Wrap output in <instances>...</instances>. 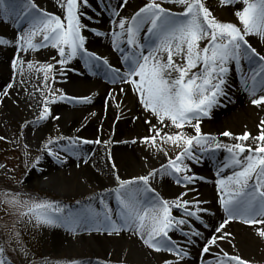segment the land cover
<instances>
[{
  "label": "snow or ice",
  "instance_id": "obj_1",
  "mask_svg": "<svg viewBox=\"0 0 264 264\" xmlns=\"http://www.w3.org/2000/svg\"><path fill=\"white\" fill-rule=\"evenodd\" d=\"M235 2L237 0H220L221 5ZM239 2L243 7L234 13L239 25L217 19L205 0H147L127 17L121 15L120 9L128 0H121L116 6L106 5L114 25L109 30L112 47L120 54V61L125 66L121 71L110 64L107 57L85 47L84 33L89 25L83 21L92 19L85 11L89 0H57L60 15L40 8L35 0H0V17L17 25L18 35L13 41L0 39V45H10L16 53L11 60L14 75L25 70L21 53L43 48L54 49L57 53L52 59L61 66L59 69L52 63H27L29 71L43 74L47 89L42 93L38 121L49 117L58 120L59 116H52L50 107L58 101L91 103V97H69L48 86L49 79L54 82L57 73L64 74L63 66L79 58L93 75H103L111 84L130 86L144 111L156 120L155 124L151 119L145 120L148 134L141 138V143L154 149V155L163 153L167 159L159 169H149L146 174L132 179L115 175L117 187L113 192L118 205L115 210L104 197L99 200L103 211H97L89 204L73 212L65 211L53 202L33 197L25 199L15 193L3 194V202L14 210L17 219L23 222L26 218L38 226L63 227L73 232L78 228L103 231L108 235L129 232L147 248L171 254L173 259H165L163 264H182L190 255L189 246H195L198 240H203L201 255H212L211 248H219L218 241L230 236L224 231L230 221L264 226V120L260 121L259 134L255 136L245 132L232 137V133L222 132V136L237 141L231 144L221 143L215 136L201 131L202 120L221 105L222 98L228 99L229 75L233 67L240 72L244 90L252 97L251 103L264 106V55L246 39L256 35L264 40V0ZM166 3L179 5L180 10L173 11L164 6ZM95 35L105 33L95 31ZM12 86L11 83L7 85L4 96ZM108 95L114 98V93ZM189 128L192 134L186 131ZM65 139L67 144L60 150L73 155H79L81 144L101 143L99 139L90 141L61 136L56 140L49 138L41 151L59 160V151L54 148ZM250 139L251 144L245 143ZM163 145L179 151L170 157ZM221 149L227 156L218 166L220 178L215 183L218 203L225 216L214 226L210 236H204L200 226L207 229L210 225L204 222L203 215L212 213L201 206L207 201L196 197L186 199L189 191L197 192L190 186L203 179L192 172L190 162L200 161L198 152L211 158ZM39 161L40 157H37L33 167ZM225 169L231 174L222 175ZM158 175L172 178L187 190L173 199L163 198L151 183ZM176 233L183 238V244L174 238ZM257 234L264 238V227L258 229ZM4 251L0 248V264H7L3 259ZM202 264L212 262L202 261ZM214 264L249 262L220 249L214 256Z\"/></svg>",
  "mask_w": 264,
  "mask_h": 264
},
{
  "label": "bare ground",
  "instance_id": "obj_2",
  "mask_svg": "<svg viewBox=\"0 0 264 264\" xmlns=\"http://www.w3.org/2000/svg\"><path fill=\"white\" fill-rule=\"evenodd\" d=\"M49 7L57 11H59L60 8L58 5L54 7L51 3ZM231 7L236 11L241 9L243 4L237 0ZM85 11L88 16H93L92 14L96 10L92 1H89V6ZM105 15L106 16L100 18L96 23L90 24L87 19L83 21L89 25L84 33L88 39L87 49L101 56L110 55L113 53L114 49L112 47L109 31L114 26L111 23V12L107 10ZM93 29L105 33V35L96 36ZM12 35L11 39L9 38L10 41H13L14 37L18 35V32L15 33L13 30ZM1 38L3 39V37ZM246 39L248 40V38ZM255 39L260 40V46L264 50V40L258 36ZM46 50L50 52L53 49L46 48ZM11 55L12 56L9 57L10 62L16 54L11 53ZM75 62L76 59L69 65L63 66V79L65 85L69 88H73L76 85L87 84L88 86L100 89L103 94L89 110L73 108L63 103L57 106L59 111H63L61 113L65 115L64 118H68V116H66L68 114L73 116V114L80 113L81 111H86V116H91L89 114H92V121L87 124L82 135L78 133V127L74 125L68 126L66 132L67 134L82 139L91 136L92 140L99 139L101 144H106L107 140V144L109 145L107 148L104 146H101V149L96 148L90 154L81 153L71 157L69 160H60L55 164H53L52 157L47 156L45 162L52 163L48 165L46 169L42 170L40 172L41 174L38 176L41 177L42 180L53 178L57 182H61L59 177L66 178L65 176L76 173L74 176L78 178V181H80V177L81 183L73 185L71 182H68V184H71V186H68L72 190L76 185L81 186L75 187L76 191L80 192L83 190L82 186L85 185L89 197L85 205L75 207V212L85 208L89 204L97 211H103L102 206L99 204L101 197H104L109 206L115 210L118 205L113 189L117 187V184L114 183L115 178L113 177L115 176L112 170H114L115 175H119L122 179H132L139 176L143 168L147 170L159 169L162 165L156 156L146 153L136 147L140 139L148 134V125L145 124V120L151 119L153 124L156 123V120L151 117L150 113L144 111L130 86L111 84L108 81L105 84L99 83V85L102 86L99 87L98 84L90 83V81L86 79V75L75 72L73 69L76 68L73 66ZM5 70L3 72V74H5L3 77L4 79L0 82V103L5 102V100L14 101L22 98L21 93L12 82V77L10 75L7 77ZM8 71L10 74L9 67ZM245 72H247L246 65ZM79 75L84 76V78L80 80L76 79ZM237 75L240 88H243L242 91L234 94L229 93L228 99L222 98L221 105L217 107V111L213 110L210 117L205 118L206 120L203 121L207 124H211L210 129L214 131L211 133L212 136H215L221 143L226 144L237 142L232 137L242 135V128L244 126H250L252 132L259 134L258 126L260 121L264 120V106H256L251 103L252 97L244 90L241 83L240 72L237 71ZM9 83L13 86L7 89L8 95L4 96L3 90L6 89ZM121 88L124 89L123 92L120 91ZM110 92L114 93V98L108 95ZM121 99L125 101L122 102L124 110L126 111L125 113L123 112L124 110H119L117 107V102L120 103ZM13 105H16V103ZM109 123H112V125H109ZM203 125L204 124L201 122V126ZM44 129L45 127L43 125L39 128L30 129L27 133L29 139L32 141L35 137V133L37 132L40 134ZM239 129H241L240 133ZM224 131L232 133V137L222 136L221 133ZM188 132L192 133V130L189 128ZM133 141L138 142L135 144L136 142L133 143ZM217 153L221 158L219 161H223L227 156V153L222 149L217 151ZM113 164L115 168L112 167ZM217 169L218 166L216 164H206V168L192 170L195 175L203 177V179L199 180L191 187H195L197 192L194 193L200 195L203 201H207L205 208H208L209 212L212 213L205 221L210 227L207 229L203 227L202 232L204 236H210L214 226L218 225L225 216L218 203V190L215 182L220 177L217 175ZM227 174H231L229 169H225L222 175ZM153 180L156 181V184H158L160 188L159 194L165 199H172L174 191L180 188L172 182L173 180L170 177L162 178L158 175ZM261 227L264 226H250L244 224L240 220L230 221L224 229V231L230 233V236L224 241H218L219 248H216V246L211 248L212 255H201L203 240H198L197 244L193 247L190 246L188 250L191 260L188 264H202V261L212 262V264H214V256L220 252V249H223V251L230 255L241 256L244 260L248 261L249 264L259 263L262 258H264V238L259 237L257 234V230ZM50 230L53 239V252L59 251L60 253L65 252L70 254L74 259L78 260L75 264H86L81 261L89 258L101 260L102 258L104 259V257L116 258L119 256L124 258L121 264H163L165 259H169V253H157L147 248L138 237L133 236L129 232H122L120 235H108L106 232H98L88 228H78L74 232L63 227H51Z\"/></svg>",
  "mask_w": 264,
  "mask_h": 264
},
{
  "label": "rangeland",
  "instance_id": "obj_3",
  "mask_svg": "<svg viewBox=\"0 0 264 264\" xmlns=\"http://www.w3.org/2000/svg\"><path fill=\"white\" fill-rule=\"evenodd\" d=\"M89 1H92L96 10L92 14V19L88 20L90 24L96 23L100 18L106 16L105 13L108 10V8L106 10V5L110 4L111 6H116L121 2V0ZM146 2L147 0H128L127 5L124 8L120 9L121 15L126 17L131 16ZM205 2L206 6L210 11L213 12V15L216 16L217 19L221 21L235 22L237 23V25H239V21L234 15L235 10L233 7H231V5H221L220 0H205ZM35 3H37L40 8L48 11L49 13H53L56 15L61 14L60 8L59 11H57L55 9H50L51 7H49L50 3L54 7L58 5L57 0H35ZM164 6L171 8L173 11L180 10L179 5H171L166 3ZM15 25L16 24H13L10 20L5 22L4 18L0 17V39H2L1 37H3V39H11V37L13 36V30L15 33H17V25ZM256 37V35H249L246 38H248L249 43L257 50V52L264 55V50L260 46V40L255 39ZM87 43L88 39L86 37V48H88ZM201 46L203 47V42ZM11 53H15L12 46L0 45V82L2 81V79H4L3 77L5 76V74H3V72L6 69L5 71L7 77L9 75L12 77V82L22 95V98L20 99H16L14 101L5 100V102L0 103V248H3L5 250L3 259L7 262V264H75L78 260L74 259L70 254L65 252L60 253L59 251H54L55 253L53 252V239L50 230L51 227L38 226L34 222H28L26 218L23 222L19 221L14 213V210L3 202V194L15 193L21 195L25 199H27L28 197H33L38 200L53 202L59 204L65 209V211L71 210L75 212V207L85 205V202L89 197L85 185L82 186L83 190L78 192L76 191L75 187L81 186L76 185L72 190L69 187L71 186V184H68V182H71L73 185L81 183V178L79 177L80 181H78V178L74 176L76 173H73V175H67L65 176L66 178L59 177L61 179V182H57L53 178L42 180L41 177L38 176L39 174H41L40 172L42 170L46 169L47 166L52 163L45 162V159L48 155L46 154V152H42L41 149L49 138L56 140L61 136L65 138L74 137V135L72 136L70 134H67L66 129L68 126H77L78 133L82 135V132L83 130H85L87 124L92 121V114H89L91 116H86V111L75 113L73 114V116H70L71 114H68L66 115L68 116V118H64L65 115H62L61 113L63 111H59L57 108L59 104L63 103L73 108H83L89 110L103 93L100 89L88 86L87 84H80L74 86L73 88H69L65 85L63 79L64 74L61 75L60 73H57L54 82L49 79V87L59 90L66 96L74 97L77 99L83 97H91V103H77L75 102V100L58 101L57 103L50 105V107L52 110V116H59V119L56 120L49 117V119L47 120L38 121L39 113L42 110V93H46L47 89L44 87L43 74L34 70L29 71L27 69V63H52L56 68L59 69L61 68V66L56 64V61L52 59L54 56H57V53L54 49L49 52L46 50V48L40 49L39 51L21 53V58L25 61V70L22 74L16 73L15 75L11 67V62L9 60V57L12 56ZM119 55L120 54L113 49V53L103 57H107L110 64L120 68L121 71H124L125 66L120 61ZM176 59L179 62V58L177 57ZM73 66L76 67L73 68L75 72L86 75V79H88L90 83L99 85V83L105 84L106 82H108V80L103 75H93L92 72H90L85 67L84 62L79 58L76 59V62L73 64ZM8 67L10 69V74L8 71ZM81 78L83 79L84 76L79 75L76 79L80 80ZM99 87L102 86L99 85ZM242 89L243 88H240V84L238 83L237 71L233 67L229 75V87L227 89L228 94H234L237 92L239 93L242 91ZM122 102L125 101L121 99L120 103L117 102V107L119 110H124ZM15 103L16 105H13ZM213 110L217 111V108H214ZM123 112L125 113L126 111L124 110ZM205 120V118L202 120V123L204 125L201 126V131L205 134H211L214 131L210 129L211 124L203 122ZM42 125L45 127L43 132L40 134L36 132L34 139L31 141L27 134L28 131L30 129L39 128ZM109 125H112V123H109ZM239 130L240 133L241 129ZM165 131L170 132L175 130L165 129ZM186 131L188 132V129H186ZM245 132L250 133L251 136L258 135L256 130L255 132L257 134L252 132L250 126H244L242 128V133L244 134ZM189 134L192 133L190 132ZM83 139L95 141L92 140L91 136L89 138L84 137ZM106 142L108 143L107 140ZM137 142L135 144H137ZM107 143H90L86 145L81 144L79 147V154H90L96 148L101 149V146L107 148L109 145ZM245 143L251 144L252 141L250 139ZM66 144L67 139L60 141L59 147L54 148V150L59 151V155H61V158L57 160L55 157H52L53 164L59 162L60 160L66 161L71 159V157L76 156L70 152H64L60 150L64 146H66ZM136 147L146 153L154 155V149H150L146 145L141 143V139ZM163 147L170 157H174L175 154L179 151L178 148L172 147L170 145H163ZM217 154L218 153H216L214 157L210 158L208 154H201L198 152L197 155L200 156V161L198 163L190 162V167L192 168V170H199L202 168H206V164H216L217 166H219L221 162L219 161V159L221 158ZM154 156L158 158V161L160 163H167V159L163 153L155 154ZM37 157H40L39 164L33 167V164ZM147 171L148 170L146 168H143L140 172V175L146 174ZM112 173L115 176L114 170H112ZM172 182L176 184L174 180ZM114 183H116L115 180ZM151 183L152 187H154L159 193L160 188L158 184H156V181L152 180ZM177 186H179L180 188L174 191L172 195L173 198L182 191L187 190L180 185ZM74 191H76L77 193ZM193 197H196L199 200L203 201L200 195H197L191 191L188 192V196L186 197V199H192ZM206 205L207 203L201 206L205 208ZM174 214L179 215V213L175 211ZM210 216V214H204V222ZM201 226L199 229L200 231L203 230V225ZM174 238L180 241L181 244H183V238L178 233L174 234ZM123 259L124 258H122V256L116 258L104 257V259L102 258L101 260L89 258L82 260L81 262L86 264H121ZM169 259H173L171 254H169ZM190 260L191 258L189 256L185 261L182 262V264H188ZM256 264H264V258H262V260Z\"/></svg>",
  "mask_w": 264,
  "mask_h": 264
}]
</instances>
